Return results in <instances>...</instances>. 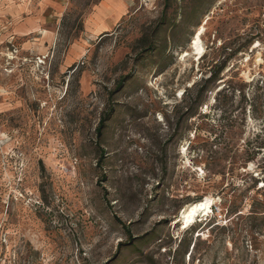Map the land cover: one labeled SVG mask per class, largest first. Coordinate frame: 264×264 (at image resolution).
I'll return each mask as SVG.
<instances>
[{
	"label": "rangeland",
	"instance_id": "374dc122",
	"mask_svg": "<svg viewBox=\"0 0 264 264\" xmlns=\"http://www.w3.org/2000/svg\"><path fill=\"white\" fill-rule=\"evenodd\" d=\"M0 264H264V0H0Z\"/></svg>",
	"mask_w": 264,
	"mask_h": 264
},
{
	"label": "bare ground",
	"instance_id": "6f19581e",
	"mask_svg": "<svg viewBox=\"0 0 264 264\" xmlns=\"http://www.w3.org/2000/svg\"><path fill=\"white\" fill-rule=\"evenodd\" d=\"M208 19H209V16L206 15L202 23L198 26L197 30L194 32L192 36V40L190 42V47L192 48L193 54L197 57L198 61L202 57L201 55L205 52V48L202 42V35L204 34L206 30L205 26L208 22ZM189 55L190 53L188 51H182V60L185 61L186 57ZM181 94L182 92L179 93V96ZM214 203H215V199L213 197H208L205 199L194 201L189 206H187V208L184 209L182 212V216L184 219L183 220L184 227L187 226V222L189 220H193L197 216H201V215L202 217L205 216L211 210V206Z\"/></svg>",
	"mask_w": 264,
	"mask_h": 264
},
{
	"label": "trees",
	"instance_id": "16d2710c",
	"mask_svg": "<svg viewBox=\"0 0 264 264\" xmlns=\"http://www.w3.org/2000/svg\"><path fill=\"white\" fill-rule=\"evenodd\" d=\"M167 7V5L165 4L164 5V8H166ZM164 22H165V16H164V14H163V11H162V16H161V23L160 24H164ZM151 45H149V47H148V49H151ZM235 51H233V53H234ZM232 55V54H231ZM223 68H224V61L221 63V65L219 66V69L214 73V74H211V77H210V79H214L218 74H219V72H221L222 70H223ZM210 79H208L207 81H205V82H208V81H210ZM120 85H121V82L119 83V86L118 87H120ZM106 119L105 118H102V119H100V121H99V123H98V126H97V128H96V134H97V136H100L101 135V131H102V128L104 127V121H105ZM211 211H212V213H214V204L211 206ZM215 217H214V215L212 214V217L211 218H209L208 220L207 219H205L204 221H202V222H195V223H193V224H191L189 227H187V228H185L184 230H183V232H188L189 230H191L193 227H195L196 225L198 226V227H200L201 225L202 226H210V227H213V226H215L214 225V223H215ZM217 226V225H216ZM203 228V227H202ZM201 229V228H200ZM197 233V232H196ZM127 234H128V238H129V240L130 241H132V239H134V238H132V236L130 235V232L129 231H127ZM132 243V242H131ZM126 245H131V244H126V243H124V242H119L118 243V249L119 248H121V247H123V246H126ZM195 246V244H193V246L192 247H194ZM190 254H191V251L190 252H188V254H187V256L189 257L190 256Z\"/></svg>",
	"mask_w": 264,
	"mask_h": 264
},
{
	"label": "built area",
	"instance_id": "2783aa9c",
	"mask_svg": "<svg viewBox=\"0 0 264 264\" xmlns=\"http://www.w3.org/2000/svg\"><path fill=\"white\" fill-rule=\"evenodd\" d=\"M14 36H11L10 38H9V40H7V43L9 44V46L10 47H8V50H9V54L11 55V56H8V60H13L15 57H16V54H17V52H18V48L16 47V45L12 42L13 41V38ZM15 56V57H14ZM14 57V58H13ZM37 60L38 61H42L41 60V58H37ZM39 63V62H38ZM213 214V213H212Z\"/></svg>",
	"mask_w": 264,
	"mask_h": 264
},
{
	"label": "crops",
	"instance_id": "0c3cea01",
	"mask_svg": "<svg viewBox=\"0 0 264 264\" xmlns=\"http://www.w3.org/2000/svg\"><path fill=\"white\" fill-rule=\"evenodd\" d=\"M22 29H25L26 30V28H22ZM20 33H21V28L18 30ZM23 48L24 49H28L29 48V43L27 42V43H24V45H23Z\"/></svg>",
	"mask_w": 264,
	"mask_h": 264
}]
</instances>
